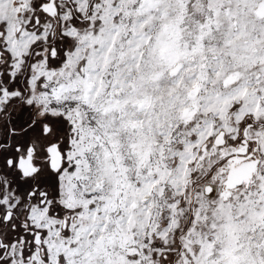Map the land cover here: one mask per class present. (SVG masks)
<instances>
[{
	"label": "snow or ice",
	"instance_id": "6c2138e0",
	"mask_svg": "<svg viewBox=\"0 0 264 264\" xmlns=\"http://www.w3.org/2000/svg\"><path fill=\"white\" fill-rule=\"evenodd\" d=\"M0 264H264V0H0Z\"/></svg>",
	"mask_w": 264,
	"mask_h": 264
}]
</instances>
